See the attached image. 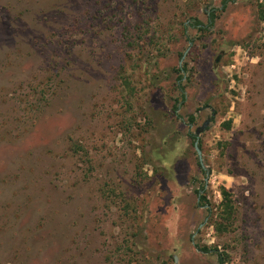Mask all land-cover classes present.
<instances>
[{"label":"rangeland","instance_id":"374dc122","mask_svg":"<svg viewBox=\"0 0 264 264\" xmlns=\"http://www.w3.org/2000/svg\"><path fill=\"white\" fill-rule=\"evenodd\" d=\"M220 258L264 264V0H0V264Z\"/></svg>","mask_w":264,"mask_h":264},{"label":"trees","instance_id":"16d2710c","mask_svg":"<svg viewBox=\"0 0 264 264\" xmlns=\"http://www.w3.org/2000/svg\"><path fill=\"white\" fill-rule=\"evenodd\" d=\"M211 18H213V17H211ZM223 195H224V199H225V201L223 202V212L225 214L231 215L232 214V210H233L232 201H231V199H229L227 191H224ZM201 199H204V197H201ZM227 218L230 219L231 217H227ZM199 250L202 253H209V252L212 251V249L206 248V247L199 248ZM219 260H220V264H224L225 263L223 259L220 258Z\"/></svg>","mask_w":264,"mask_h":264},{"label":"water","instance_id":"95a60500","mask_svg":"<svg viewBox=\"0 0 264 264\" xmlns=\"http://www.w3.org/2000/svg\"><path fill=\"white\" fill-rule=\"evenodd\" d=\"M195 149H196V152L199 156V160L202 162V152H201V149L199 147V137L197 138V140L195 142Z\"/></svg>","mask_w":264,"mask_h":264},{"label":"flooded vegetation","instance_id":"af4514ba","mask_svg":"<svg viewBox=\"0 0 264 264\" xmlns=\"http://www.w3.org/2000/svg\"><path fill=\"white\" fill-rule=\"evenodd\" d=\"M198 138V137H197ZM197 138H196V140H197ZM196 142V141H195ZM194 146H195V143H194ZM201 197H202V191H200L199 192V198L201 199ZM200 251V250H199Z\"/></svg>","mask_w":264,"mask_h":264}]
</instances>
